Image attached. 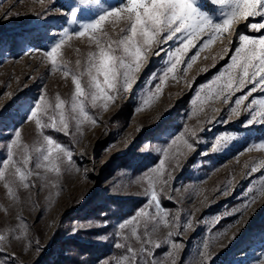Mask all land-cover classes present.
<instances>
[{
  "label": "rangeland",
  "instance_id": "1",
  "mask_svg": "<svg viewBox=\"0 0 264 264\" xmlns=\"http://www.w3.org/2000/svg\"><path fill=\"white\" fill-rule=\"evenodd\" d=\"M120 2L97 0L104 7L118 6ZM76 3L77 0H0V160L7 155L6 146L15 128L20 129L23 143L31 146L37 139L34 122H24L23 113H17L21 104L32 103L41 94L53 103L57 94L65 100L71 97V78L51 71L46 60L32 50L50 47L58 33L68 27L64 14ZM198 4L218 18L219 9L211 0H198ZM98 11L99 7L82 8L79 18L86 21ZM259 21L254 17L234 24L226 40L202 51L186 74L177 73V79L169 77L159 96L143 110L136 111V107L140 97L148 92L150 74L162 69L165 53L176 47L175 40L153 46L136 73L132 88L119 92L106 110L88 108L98 120L96 125L85 123L77 132L73 122L70 136L45 129L46 134L71 149L72 164L63 165L59 177L48 174L55 187L52 183L42 186L40 180L31 177L29 183L35 187L18 189L19 199L15 202L6 196L0 183V234L9 236L0 243V264H52L64 254H72L73 259L85 264H117L126 254L124 249L115 247L122 242L116 236L118 224L146 205L147 180L153 175L150 170L158 165L162 155L158 150L167 147L185 128L193 129L199 137L192 141L194 150L181 148L184 154L177 164L171 158L177 152L174 145L166 161V183L155 185L171 223L179 214L181 224L178 236L173 227L161 226L155 233L153 238L162 245L154 249L156 264H172L166 255L171 246L165 242L170 231L174 233L172 239L181 244L175 253L176 264H200L197 253L202 242L226 228V234L208 250L211 264H262L264 195L244 211L238 223L233 224L237 216L232 213L246 202L249 187L258 185V178L264 175V170L248 175L254 161L264 160V152L244 151L247 143L261 133L255 127L249 131L242 126L250 118L245 106L264 93H253L239 107L238 114L231 116V103L215 101L205 104L203 111L192 104L197 90L224 68L232 53L215 61L212 57L229 41H233V49L237 46V31L259 35L247 27L248 23ZM108 31L113 34L111 28ZM92 50L94 46L90 48L86 38L73 39L62 49L63 59L75 72L76 60H83ZM209 119L215 123L206 122ZM224 133L237 139L214 152V138ZM145 210L154 213V205ZM217 217H221L218 222ZM188 220L192 226L184 230L182 226ZM13 230L22 238L12 239ZM131 242L138 247L134 240ZM145 264H150L149 258H145Z\"/></svg>",
  "mask_w": 264,
  "mask_h": 264
},
{
  "label": "snow or ice",
  "instance_id": "2",
  "mask_svg": "<svg viewBox=\"0 0 264 264\" xmlns=\"http://www.w3.org/2000/svg\"><path fill=\"white\" fill-rule=\"evenodd\" d=\"M39 2L42 3L43 0ZM211 4L219 9L216 13L218 18L210 15L209 11L202 10L198 0H121L118 6L112 7L100 6L97 0H77L76 5L64 14L68 27L58 33L48 49L32 50L46 60L51 71H58L63 77L71 78V97L65 100L57 94L53 103L52 99L41 94L36 101L18 107L17 113H23L24 122H34L37 139L30 146L21 141L22 133L19 128L13 130L14 135L6 146L7 155L0 160V183L3 184L6 196L14 202L18 201V189L35 187V184L29 183L33 176L42 182V186L52 183L55 187L48 174L59 177L64 170L62 166L72 164V151L44 130L51 129L70 136L73 122L77 132H80L85 123L96 125L98 120L95 115L90 114L88 108L104 111L115 101L119 92L132 88L136 82V73L144 66L148 53L155 45L167 44L173 40L176 42V47L165 53L162 69L150 74L147 81L148 92L140 97L136 111L143 110L144 106L150 105L159 96L169 77L177 79V73L186 74L202 51L217 41L222 43L226 40L234 24L254 17L260 18V21L250 22L247 27L259 35L250 36L237 31V46L233 49V41H229L221 47L212 59H224L231 52L228 63L197 90L192 104L203 111V106L208 103H231L228 112L231 116L238 114L239 107L249 101L253 93H264V0H211ZM96 7H99V11L92 18L80 20L82 8ZM109 28L115 36L109 33ZM203 37L207 39H202ZM85 38L88 46H94V50L89 51L83 60H76L77 70L74 72L63 59L62 49L73 39ZM193 49H196L195 53L189 56ZM154 54L160 55V52ZM204 70L206 69H202ZM246 88L248 90L244 92ZM241 92L244 94L236 96ZM234 96L236 98L233 100ZM245 111L250 118L243 121L242 126L249 131L255 127L261 135L247 143L244 151L264 152V96L253 97L245 106ZM192 114L194 112L186 115ZM206 122L215 123L210 119ZM236 139L233 134H218L211 145L212 149L214 152L222 151ZM193 140H199L196 132L185 128L183 133L171 139L167 147L158 150L162 155L158 165L150 170L153 175L147 180L146 205L118 224L116 236L122 242L116 243L115 247L124 249L126 254L117 264H145V258L150 259V264H156L154 249L162 246L159 239L153 238L158 229L161 226L173 227L177 229L175 235H180L179 214L174 218L175 223H171L170 213L161 206L155 185L166 183L164 176L167 172L166 161L170 157L169 150L176 146L177 152L171 158L178 164L179 156L184 154L180 149L194 150ZM261 170H264V160L254 161L248 175ZM223 192L226 194V187ZM260 195H264V175L258 178V185L249 187L246 202L232 213L237 216L233 224L239 222L244 211ZM153 205L154 213L145 210ZM220 218H216L217 222ZM191 226V220H188L182 227L187 230ZM125 230H128L127 233ZM226 231L227 228L202 242L197 253L200 264H211L208 250ZM173 235L171 231L167 234L165 242L171 247L166 255L172 259V264H176L175 253L181 248V244L172 239ZM11 238L19 240L22 236H16L13 230ZM8 239L7 234H0V243ZM132 240L138 247L133 246Z\"/></svg>",
  "mask_w": 264,
  "mask_h": 264
},
{
  "label": "trees",
  "instance_id": "3",
  "mask_svg": "<svg viewBox=\"0 0 264 264\" xmlns=\"http://www.w3.org/2000/svg\"><path fill=\"white\" fill-rule=\"evenodd\" d=\"M34 45V44H32ZM72 251V250H71ZM85 255V260L83 261H88V258L86 257L88 255V250L87 248L83 251ZM52 264H85L84 262L78 260V259H73L72 254L71 255H59L57 256V259H55Z\"/></svg>",
  "mask_w": 264,
  "mask_h": 264
}]
</instances>
